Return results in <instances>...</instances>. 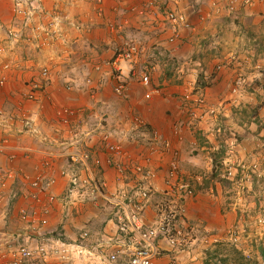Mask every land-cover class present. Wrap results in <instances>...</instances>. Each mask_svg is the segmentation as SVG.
Masks as SVG:
<instances>
[{"label": "rangeland", "instance_id": "rangeland-1", "mask_svg": "<svg viewBox=\"0 0 264 264\" xmlns=\"http://www.w3.org/2000/svg\"><path fill=\"white\" fill-rule=\"evenodd\" d=\"M19 1V5L16 4V0L14 2L15 16L19 19L15 18L14 22L16 23L10 27L4 28L3 33H1L2 35L0 36V45L2 47L0 48V57L1 55L3 56V58H0V92H4V90L9 87L8 84L10 82L11 73H13L15 69L17 72L28 70L27 74H38L41 69L47 67L45 65L40 66L37 63L38 60H36V63L32 66L29 64V66L21 68V64L19 68L16 65L17 62H24L25 60L23 58L25 57H30V61H33V59L35 60L34 56H37L40 51L39 49H35L37 42L46 38L48 39L47 42L52 44V40H56L59 34H62L64 30L67 31L64 32L67 34L70 29L73 30L75 28L73 32L76 28L86 29L87 24L98 25L95 20H90L89 22H86L85 18L82 20L80 18L81 14L69 13L67 11L69 4L65 1L54 0L50 5H48V1L46 2L45 0ZM118 1L120 2V5L115 6L113 10L119 12L121 19L119 20L117 18L118 21L115 20L114 25H103L102 29L98 32L99 38L105 37L106 35L104 32L108 30L116 33V35L111 38L113 41L111 43H115L116 45L113 46V44H111L104 48L102 47L101 49L93 48V46H90L89 42L85 44V37V41L78 43L80 45L76 46L77 44H75V46H67L68 48L62 49L58 52L60 62H58L56 66L60 67H52L53 72L59 74L63 86L67 84L70 87L80 88L82 85L80 83L75 85V82H72L71 79H76L75 77L79 76V73L77 72L81 71L82 74L80 75H83V73L87 72L86 70L90 65L99 61L103 62L104 60L109 64L112 75L114 76L113 78L116 80V85L122 83V81L118 79L119 76L122 75L126 80L124 82L125 88L123 91L118 92V87L116 88V85L112 86V93L116 97H119V101L124 100L125 102V100L128 99L125 96L128 90V83H130L131 80L129 81L123 72L124 70L121 67L123 61L117 62L115 59V52L118 48L130 44H139L143 45L142 49H146L145 51L143 50V53H148V48L152 45V50L156 51L157 54H154V52L152 53L158 58V62L160 61V71H163V77L166 76L171 79V84L178 87L180 91H187L186 89L195 90L205 87L204 83H207L205 78L211 73L212 68L217 64H220L223 69L220 73L221 79L218 83H221L222 77H227V80L222 85L221 89L214 93L215 96L209 94L207 97H204L207 98L209 109L217 107V110L213 114L210 112V116L208 117L215 121L214 129L212 131L215 136L214 140H211L213 141L211 143L216 144L210 146L205 141L207 138H205L199 130L195 131V137L200 145L202 147L207 146L212 148L210 154L212 160L209 161L210 172L207 174V178H204L205 181L203 184H200L204 179L202 178L200 180L195 176H193L194 178H189V175L186 174V170L183 169V162L180 157V179L184 178L185 181L190 182L195 190H199L200 186L205 183L210 187L211 183L215 184V182L218 181L230 190L229 196L235 193L238 197L239 194V198H243V203L246 204V206L245 208H243L242 205L239 206L241 207V215L238 217L236 223L231 225L230 229L234 227V229L239 232L241 240L233 242L230 238L231 234L229 232L228 236L225 235L223 240L217 238V235L214 236L213 233H210L209 237H206L205 234L209 232L204 231L202 233L198 231L199 226H197L194 229V234L196 233L199 239L194 244V248H201V251L196 250V252L190 253L187 256V250L190 249L189 244L185 242V240H182L184 237L183 235L185 234V231H182V238L179 237V242L176 248H173V251L170 250L171 252H164L163 256L161 255L163 258H161L160 262L163 261L164 264H169L171 260H174L179 264H191L195 262H197L196 264H219V261H222L224 264H232L233 259H236L237 264H264V259L261 261L258 260L256 258L257 254L255 253L258 251L260 255H262V251L264 252V241L258 238L261 233L264 232V227H261L256 223L259 213L261 212L260 209L262 208V210H264V199H260L262 198L260 195V187H254V182L250 178L242 177L233 182L224 175L225 167L223 164L224 158L225 161H234L236 155H239L238 150L235 154V147L230 145L234 139L237 140V135L239 134L236 127H234L232 122L228 119L236 118L238 122L243 125L248 124L259 126L260 122H263V118H260L258 113L264 115V0H160L159 4L151 8L146 16L141 15L143 5H141L140 0ZM123 2H126V4L121 5ZM94 3L98 5L99 9H103L107 0H103L102 2L95 0ZM133 7H135L134 10L132 9ZM19 11L25 12L27 15L23 16L22 14H19ZM171 11L178 14L183 13L185 16V24L178 29V35H180L179 39L176 40L175 38L173 42L168 41V37L173 34L172 24L167 18L168 13ZM55 12L56 14L61 15L63 19L60 28L55 30L58 31L57 34L51 32V30H54L52 29L54 23L52 14ZM35 13H39L42 17H37ZM154 27L157 29L155 30ZM111 28L115 29L112 30ZM155 31L157 34H154ZM123 32L127 33V40L118 47V43H120L119 35ZM157 40L160 41V43L163 41L167 42V44H164V46L158 47L160 49H157L156 47L160 45L155 42ZM11 42L14 43L13 46ZM45 44L48 45L49 43ZM115 46L117 49L114 48ZM168 47L173 49L177 48L178 52L176 54L169 52V49L171 48ZM8 52L12 53V57H10L13 59H8L9 56L6 55ZM47 68L51 71V68ZM117 69L119 70L117 72L120 73V75L115 72ZM134 71H136L134 79L136 83L142 72L151 73L150 68L143 69L137 67V69L134 68ZM87 76L88 75H83V78L81 77V79H85L87 85L89 84L92 86V84L88 83V80H86ZM239 78H242L240 79L242 81V86L238 93H233L232 88L234 86V81ZM156 79H161V76H158ZM70 83H72V86ZM218 83L209 84L208 87L213 88ZM26 85L27 84H25L24 88L22 87V94L24 93L25 88H27ZM90 89L91 88L88 86L86 89L87 92L91 91ZM76 91H78V89H76ZM18 94L19 90L13 95L15 100L13 106H9V108L0 106V122H2L0 127H3V124L12 126L11 121H14V117L20 118V116H22L21 114L28 109V106H25V103L28 100L26 99L25 94L23 97H20ZM193 103H195V101H193ZM186 107L187 110L185 113H191L192 117L195 118V120L193 118L192 122L195 123L194 125L206 120L205 116H194L196 113V110L193 109L194 107L190 108L189 105ZM69 108H72L73 110L80 109L75 107ZM189 108L191 112H188ZM82 119H85V117ZM87 123L88 122L85 119L82 126H85ZM82 126H80L76 132L79 138L82 139L84 143H87V146L93 147V149L95 148V145L102 147L99 143L101 138L103 139L104 137L109 136L108 139L116 141L114 134L110 133V130L100 128V133H97V129L96 133L94 132L95 137H97L96 139H98V143L94 144L92 133L81 129ZM1 132L0 129V133ZM253 136H255V134L250 137L252 141L257 139V137ZM73 140L77 139L75 137L70 139L71 142ZM59 143H61V140H59ZM66 143L68 144V141L63 142L64 145L57 149H60V151L64 150V152L67 151L68 146L66 147ZM155 146H157L156 148L160 152H169L170 159L173 157V152L178 150L173 144L170 145L171 149H164L159 143H156ZM214 147L215 149H213ZM71 148L74 150L76 149V147ZM105 148L106 146L103 149L105 150ZM54 150L55 149H53V152H55ZM223 150H225L224 153ZM206 151H209V148L206 149ZM105 152L108 153L107 150L103 153ZM126 153L129 155L128 158L130 160H135L134 155L128 149H126ZM97 158L100 159L96 160L101 164L103 160L101 157ZM130 160H128V162ZM131 162L134 163L133 161H130V163ZM215 162H217L216 165L218 166L216 168H214ZM54 165L56 166V162ZM93 165H91V175L100 186L102 193H104L105 196H116V194H113L112 192L114 191V187H116V190L118 189L120 191L123 189L131 190L128 195L133 197V193L136 190L135 185L137 184L134 176L129 173L122 177L115 168L105 167L106 169H109V171H114V178L116 181H114L112 185L103 174L105 172L103 166L96 165V163ZM155 173L158 176L157 170ZM83 176L88 177V173L85 172ZM60 177L66 182L65 185L68 187L69 177ZM111 177H113V175H111ZM83 189L88 190V188ZM65 190L66 188H63V190L59 192L64 198ZM87 190L85 192L81 191L78 199L73 197L70 199L67 198L64 203V206L66 207L65 209H68V212L71 213L69 218H66L69 219V221H65V224L67 223L69 226L74 225L73 227L77 236L82 232L88 233V236L84 239L77 237L76 240L71 241V243H75L80 247L79 250H81V253H78V251L74 249L71 252L72 260L70 264H110L108 253L111 251V248L107 246V242H104V239L107 240L108 238L103 236H113L115 233V227L117 226L115 215L118 211L115 210L116 208H114L112 204L107 203L100 193H95L94 191L91 195V193H87ZM91 190L92 189H89L88 191L91 192ZM54 192L51 190L52 195ZM83 193L89 195H84ZM81 196H84V198H81ZM163 199L164 196L162 197V200ZM103 203L104 206L102 205ZM77 205L79 208H77ZM187 215L188 212L186 210L185 216H183L184 220H188ZM110 218L113 219L111 223L114 222V224H111L112 229L104 231L103 223H107ZM184 220L182 218L179 221L182 222ZM197 223L195 221V224ZM179 228L182 230L181 225L180 227L177 225L173 227L174 235H176ZM201 230L204 229L201 228ZM61 232L62 228L59 227L57 233ZM96 232L106 233L102 236ZM191 232L192 230L190 233ZM45 238L47 239L46 233L39 235L38 241L40 243H46L47 241ZM217 239L218 241H216ZM19 241H15L16 243H13V245L18 246L20 244L18 243ZM248 253L252 254V258L244 256V254L248 255ZM52 261L58 264L56 260L53 259ZM121 264H126V262L122 260Z\"/></svg>", "mask_w": 264, "mask_h": 264}, {"label": "crops", "instance_id": "crops-1", "mask_svg": "<svg viewBox=\"0 0 264 264\" xmlns=\"http://www.w3.org/2000/svg\"><path fill=\"white\" fill-rule=\"evenodd\" d=\"M45 1H48L47 4L50 5L54 0ZM58 1L68 2L69 7L67 11L69 13L81 14L80 18L82 20L83 18H85L86 22L95 20L98 25L87 24L86 29L76 28L74 32L73 30L75 28L73 30L70 29L67 34L64 33L67 32L64 30L62 34H59L56 40H52V44L47 42L48 39H42V41L37 42L35 45V49L40 50L38 55L34 56L35 60L33 59V61H30V57H25L23 58L25 60L24 62H17L16 64L19 68L22 64V68L24 66H29V64L32 66L36 63V60H38L37 63L40 66L45 65L51 68L52 79L47 89L43 91L44 93H39L36 101L27 100L25 106H28V109L21 114L22 116H20V118L14 117V121H11L12 126L5 124V126L0 127L2 131L0 137L8 138L5 152L0 153V198H3L4 201L0 204V236L4 239L3 245H0V252L9 249L13 243H16L15 240L17 241V237L28 234L27 230L22 232V229L26 228V224L17 217L16 210L21 207L32 206V202L24 197V193L32 190L29 182L38 172H46L57 178V184L53 185L51 190L54 192L55 189L54 193H57L58 196L61 194L59 192H61L63 188H66V182L60 177V169L67 163L65 157L66 151H60V149L57 148L64 145L63 142L67 140L68 144L66 143L65 145L66 147L69 146L70 139L74 138V133L83 125L85 119L88 123L82 126L81 129L92 133L94 144L98 143V139H96L97 137L94 135L96 129L97 133H100V128L110 130V133L114 134L115 140L125 147V149H128L134 155L135 160H138L143 154L148 153L152 145V137L154 135L152 132L154 131L158 133L162 141L168 140L175 148H178L183 162V169L186 170V174L189 175V178L195 176L200 180L202 178L206 179L207 174L210 172L209 161L212 160L210 155L212 148L207 146L202 147L195 137V131L199 130V132L209 140L205 139L210 146L213 144L215 145L216 143H211L213 142L211 140H214L215 136L212 132L215 121L212 118H206V120L196 125L192 123V120L187 113H185L188 104L184 98L185 91H180L178 87L170 83L171 80L163 77V71H160V61L158 62V58L152 53L154 52V54H157V52L152 50L151 43L149 48L147 46L148 53H144L136 63L132 65L127 61L121 63L124 74L129 81L131 80V82L128 83V90L125 96L128 99L125 100V102L124 100L119 101V97H116L112 93V86L116 85V80L113 78L114 76L112 75L109 64L104 60L103 62L99 61L90 65L86 70L87 72L83 73V75H88L86 80L91 81L92 86L89 84L87 85L85 79H81L83 76L80 75L82 74L81 71L77 72L79 76H76V79L72 78L71 80L75 82V85L80 83L83 87H70L67 84L65 86L62 85V79L59 77V74L53 72L52 69V67H60L56 66L57 63L60 62L58 52L69 46H75V44H77L76 46L80 45L78 43L85 41V37V44L89 42L90 46H93V48L101 49L111 44H113V46L116 45L115 43H111L113 42L111 38H113L116 33L108 30L104 32L106 35L105 37L99 38L98 32L102 29L103 25H114L115 20L118 21V19H121V15L119 12L113 10L115 6L120 5L118 0H107L103 9L98 8V5L94 3L95 0ZM14 2L15 0H0V36L4 28L10 27L16 23L14 22L15 18L19 19L15 16ZM124 4H126V2L121 3V5ZM35 14L37 17H42L39 13ZM154 28L155 30L157 29L156 27ZM111 29L114 30L113 28ZM154 34H157L156 31ZM119 36L120 43H118V47L126 42L127 33L123 32ZM13 42H11L12 46L14 44ZM155 42L160 44L156 47L157 49L167 44V42L164 41L160 43V41L157 40ZM45 43L49 44L46 45ZM114 48H116V46ZM169 52L176 54L178 51L177 48H171ZM11 54L12 53L9 52L6 54L9 56V60L13 59L11 58ZM0 58H3V56L1 55ZM137 67L143 69L150 68V74L153 78L152 82H154L155 85L162 86L163 92L161 95H155L151 99H146L145 93L147 89L142 87L138 81L136 83L134 80L136 71L132 69H137ZM27 71L17 72L15 69L14 72L11 73L10 82L8 84L9 87L5 89L4 92H0V106L6 108L13 106L15 104L13 95L17 93L18 90V95L20 97L24 96L26 88L22 94V87L24 88L26 81L32 75V73L27 74ZM158 76H161V79H156ZM226 80L227 77H222L220 84L218 83L213 88H207V90H205L206 95L212 94L215 96L214 93L221 89ZM71 84L72 83H70V85ZM88 86L91 88V91L87 92L86 89ZM76 89H78V91H76ZM63 106L80 108L79 113L69 124L62 122L58 118L57 109ZM258 114L260 118H263V122H260L259 126L243 125L238 122L236 118L228 119L232 122V125L236 127L239 134L237 135V140H235L239 152V155L236 156V160L240 159L245 162H250L255 157L264 155V115ZM134 116L142 118L146 126L140 127V125L135 123L133 120ZM83 117H85V119H82ZM26 118L33 121L41 136L45 137L44 141L39 136L29 134L30 132L28 131H22L24 128L23 121ZM176 123H180L181 129L180 131H176L175 128L174 133V125ZM254 134L255 136L253 137H257V139H253L254 141H252L250 137ZM59 140H61V143H59ZM99 143L101 144L100 141ZM160 146L163 148V145L160 144ZM81 147H84V145L79 144L78 148ZM208 148L209 151H206ZM53 149H55V152H53ZM213 149H215V147ZM94 150L97 151L96 153L93 152V158L101 157L103 160L101 166H103V170H105L103 174L108 179V182L113 185V182L116 181L114 178L115 174L114 171L106 169L108 168L106 165V152L103 153L105 150L97 145H95ZM49 152L57 156V159L54 161V163L56 162L55 170L52 168L44 170L42 167V163L46 157L45 153ZM12 154L16 155V158L11 161L9 157ZM169 154V152H160L154 159V167L158 172V176L155 179L156 194L146 203L145 219L147 223H152L158 214V204L162 200V191L166 188L165 179L168 176V167L170 163ZM111 175H113V177H111ZM205 179L202 180L200 184H203ZM254 187H258L256 181H254ZM113 190L112 192L116 194V196L121 195L122 191L116 190V187H114ZM129 192H131V190H129ZM83 194L89 195L87 193ZM229 194L230 190L216 181L215 184L211 183L210 187L207 183L201 185L199 190H195V196L186 200L188 220L185 219V221L178 222L177 226L180 227L181 225L182 231H185L182 240H185V242L189 244L190 250H187V256L190 253L196 252V250L201 251V248H194V244L199 239L196 233L194 234V229L197 226H199L198 231L202 233L204 231L209 232L205 234L206 237H209L210 233H213L214 236L217 235V238H221V240H223L225 235L228 236L231 225L236 223L238 217L241 215V207L239 206L242 205L243 208L246 206V204L243 203V198H239V194L238 197L235 193L230 196ZM78 196L79 192L73 194V198L78 199ZM116 196H114V198ZM81 198H84V196H81ZM64 203L65 200L57 201L54 206L55 209L46 223L45 228L43 231H40V233H46L48 240L54 241V244H60L57 243V241L71 242L78 237L73 227L74 225L69 226L67 223L65 224V221H69V219L66 218H69L71 213L68 212V209H65ZM102 205L104 206V203ZM113 206L116 208V211L120 209V207L115 204H113ZM77 208H79L78 205ZM112 221L113 219L110 218L107 223H103L104 231L112 229L111 224H114V222L111 223ZM195 221L198 223L195 224ZM59 227L62 228L61 233H57ZM201 228L204 230H201ZM116 229L117 226L115 227V231ZM191 230L192 232L190 233ZM101 232L96 233L102 236L106 233ZM45 240L48 241L46 238ZM158 247L164 252L173 251V248L165 238H161L158 241ZM255 253L258 255H256L258 260L261 261L264 259L263 251L261 253L262 255H260L258 251ZM162 263L164 264L163 261H159L158 264ZM196 263L197 262L191 264ZM232 263L237 264L236 259H233ZM50 264L57 263L51 261ZM219 264L224 263L219 261Z\"/></svg>", "mask_w": 264, "mask_h": 264}, {"label": "built area", "instance_id": "built-area-1", "mask_svg": "<svg viewBox=\"0 0 264 264\" xmlns=\"http://www.w3.org/2000/svg\"><path fill=\"white\" fill-rule=\"evenodd\" d=\"M102 2L103 0H98ZM160 0H140L141 15L146 16L149 10L155 5L159 4ZM16 4L19 5L20 1L16 0ZM133 10L135 7L132 8ZM50 13V12H48ZM19 14L27 15L25 12L19 11ZM174 12L168 13V20L173 27V34L170 37L171 41H174L178 35V29L185 24V16L183 13L178 14ZM53 28L51 32L57 34L58 28L63 22L62 16L53 13ZM182 23V24H181ZM73 24V23H72ZM1 44V43H0ZM143 45L130 44L118 48L115 52V59L117 62L129 61L134 62L139 58L144 49ZM0 48L1 45H0ZM1 51V50H0ZM1 53V52H0ZM117 71H119L117 69ZM120 75V73H118ZM118 79L122 83L117 84V91H123L125 88L124 82L126 81L123 76H119ZM51 80V74L47 68H43L39 77L33 76L27 82L26 98L29 100H36L38 93L46 90ZM144 86L150 84L149 75L144 74L141 80ZM241 84L238 81L237 85ZM236 91V89H234ZM153 92L147 94V98H150ZM63 115H73L72 109H64ZM68 121V118L65 117ZM137 123L140 126H144L143 119L137 118ZM2 122H0V125ZM25 126L29 129L32 127L30 121L25 123ZM36 132L35 130H32ZM104 137L103 141L108 151V157L106 163L110 167H114L119 175L122 177L131 174L135 177L136 181V193L131 197L128 195V191L121 190V196L109 197L102 193V189L97 184L90 168L91 154L89 151H73L68 154V163L71 169L65 167L60 169L62 176L69 177V193H72L77 188H91L92 192L100 193L106 201L115 204L120 207L118 209V232L113 236H106L108 239H104V242L111 251L108 253L109 262L111 264H117L120 260H125L126 264H157L163 256L162 250L158 247L157 242L161 238L167 239L169 244L176 248L179 242V237L182 234L181 230H177L176 235L173 234V227L177 225V222L184 218L186 211L185 201L192 197L193 187L190 182L185 181L180 175V155L177 150L173 152V157L170 159V166L168 170V177L166 178L167 187L162 191L164 195L163 201L158 206L157 217L151 224H148L145 219L146 203L151 200L155 193L154 183L157 177L154 167L155 155H157V149L152 147L151 151L146 155H143L138 160L129 159V155L126 150L117 142ZM154 141L158 142V135L155 133ZM7 137L0 138V153L5 152L7 147ZM169 142H165V149H171ZM172 151V150H171ZM46 158L42 163L44 170L53 169L54 164L52 159L56 156L52 154H46ZM10 160H14L16 155L12 154ZM128 160L134 163L128 162ZM97 163H99L97 161ZM75 167V168H74ZM80 167V169H79ZM249 169L256 173L257 177L262 179L260 182V195L261 199H264V160L261 162H255L250 165ZM70 172V173H69ZM88 173V177L83 176L84 173ZM236 168L229 166L226 169L225 176L229 179L235 180ZM251 175H245V178H250ZM57 179L54 175L48 173L39 172L29 183L31 185V191L24 193V197L32 202L31 207H21L19 209V218L28 224V228L31 230H40L43 225L48 222V216L52 212V207L56 202V196L51 193V187L56 184ZM93 186V187H92ZM0 198V203L2 202ZM261 208V207H260ZM259 217L256 223L261 227H264V210L260 209ZM175 230V228H174ZM231 230V231H230ZM229 230L231 239L233 242L240 241L241 237L239 232L232 227ZM88 236V233H83L81 238L84 239ZM103 238V237H102ZM260 240L264 241V232L261 233ZM60 244H52L50 247L47 245H34L30 238L25 240V243L11 248L9 251L0 255V264H50L51 260L55 259L58 264H70L72 260L71 252L76 249L78 253H81L79 246L75 243L60 242ZM37 244V243H36ZM239 246L238 244H236ZM249 256V255H248ZM169 264H179L177 261L171 260Z\"/></svg>", "mask_w": 264, "mask_h": 264}, {"label": "clouds", "instance_id": "clouds-1", "mask_svg": "<svg viewBox=\"0 0 264 264\" xmlns=\"http://www.w3.org/2000/svg\"><path fill=\"white\" fill-rule=\"evenodd\" d=\"M180 36V35H179ZM179 36L176 38V40L177 39H179ZM170 37H171V35L168 37V41H171L170 40ZM171 42H173V41H171ZM144 53L142 52L141 53V55L139 56V58L137 59V60H135L134 62H129V61H127L128 63H130L131 65L132 64H134V63H136L139 59H140V57L143 55ZM47 68V67H46ZM48 69V68H47ZM222 69H223V67L220 65V64H217L214 68H212L211 70V73L209 74V75H207V77L205 78L206 79V82L207 83H211V84H215V83H218L219 81H220V79H221V75H220V73L222 72ZM49 70V72H50V74H51V79H52V73H51V71H50V69H48ZM133 71H134V68L132 69ZM41 71H42V69H41ZM41 71H40V73H41ZM115 72H117V70H115ZM40 73H32V75L30 76V78L31 77H33V76H38L39 77V75H40ZM117 74H118V72H117ZM144 74H147V75H149V78H150V84L148 85V86H144L142 83H141V80H142V77H143V75ZM29 78V79H30ZM164 78H167L166 76H164ZM29 79L26 81V83L25 84H27V82L29 81ZM168 80H171V79H169V78H167ZM240 79H242V78H239V79H237V80H235L234 81V86H233V88H232V92L233 93H238V91H239V89L241 88V86H242V81L240 80ZM153 81V78H152V76L149 74V73H147V72H142V74H141V76H140V78L138 79V82L140 83V85L142 86V87H144L145 89H147V92L145 93V97H146V99H151L153 96H155V95H161L162 94V86L161 85H155L154 84V82H152ZM238 81H241V84H239V85H237V83H238ZM50 82H51V80H50ZM50 82H49V84H50ZM88 83H91V81H88ZM171 83V82H170ZM155 86H154V85ZM26 87H27V85H26ZM207 88H210V87H208V86H206V87H202V88H200V89H193V90H188V89H186L187 91H185V95H184V98H185V100L187 101V105H189V107L190 108H192V107H194L193 109L194 110H196V113L194 114V116H196V117H203V116H205L206 118H208L209 116H210V112L213 114L217 109V107H214L213 109H209L208 108V102H207V98H204V97H207V95H206V93H205V90H207ZM238 88V89H237ZM27 90H28V88H26ZM47 89V88H46ZM234 89H236V91H234ZM197 90V91H196ZM184 91V90H183ZM203 91H204V93H203ZM27 92V91H26ZM151 92H153V94L151 95V97L150 98H147V94L148 93H151ZM40 93H42V92H40ZM38 95H39V93H38ZM25 96H26V93H25ZM38 97V96H37ZM27 99V98H26ZM38 99V98H37ZM36 99V100H37ZM29 100V99H28ZM36 100H29V101H36ZM193 101H195V103H193ZM72 109V108H69V107H59L58 109H57V115H58V118L62 121V122H64V123H70V121L79 113V110H73L74 111V114L73 115H63V113H62V111L64 110V109ZM190 108L188 109V112H191L190 111ZM186 110H187V108H186ZM186 110H185V112H186ZM206 110H210V111H206ZM263 112H264V109H263ZM188 116H189V118L192 120V122H193V118L194 117H192V114L191 113H189V114H187ZM65 117H67L68 118V121L66 120V118ZM137 118H140V117H138V116H134L133 117V120H134V122L135 123H137V121H136V119ZM140 119H142V118H140ZM194 120H195V118H194ZM27 121H30V123H31V125H32V127L29 129L28 127H26L25 126V123L27 122ZM145 122V121H144ZM138 124V123H137ZM146 124V123H145ZM139 125V124H138ZM3 126H5V124H3ZM146 125H144V126H140V127H145ZM23 129H22V131L23 132H25V131H28V132H30L29 134H33V135H36V136H39L43 141H44V139H45V137H43V136H41V134H40V132H39V130H38V128L34 125V123H33V121L32 120H29V119H24V121H23ZM11 128V127H10ZM175 128H176V131H180V129H181V126H180V123H176L175 125H174V133H175ZM32 130H35L36 132H33ZM157 134L158 135V133L157 132H152V134ZM154 136V135H153ZM74 137L77 139V140H73L72 142L71 141H69V146L67 147V151H66V160H67V163H66V169L68 170V169H71V168H68V167H71L70 165H69V163H68V154L70 153V152H73V151H82V150H84V151H89V153L91 154V159H90V168L92 167L91 165H93L94 163H96V165H101L100 163H97V158H93V152H95L96 153V151L97 150H94L93 149V147H89V146H87V143H84L83 142V140L82 139H80L79 138V136H78V134H77V132L76 133H74ZM1 138V137H0ZM158 138H159V141L158 142H156V141H154V138L152 137V145L150 146V148H149V151H148V153L151 151V149H152V147H155V149H157L156 147L157 146H155V144L156 143H159V144H161V145H163V148L165 149V142H169L170 144H172L170 141H162L161 139H160V137H159V135H158ZM8 139V138H7ZM68 141V140H67ZM113 141V140H112ZM100 142H101V145H102V148H104L106 145H105V143H104V141H103V139L101 138L100 139ZM114 142H117V141H114ZM118 144H120L119 142H117ZM79 144H81V145H84V147H81V148H78V145ZM121 145V144H120ZM230 145L231 146H234L235 147V154H236V152H237V142L235 141V139H234V141H232V143H230ZM122 146V145H121ZM71 147H76V149L74 150V149H72ZM123 147V146H122ZM124 149H125V147H123ZM126 150V149H125ZM105 151H106V148H105ZM178 152H179V150H177ZM166 152V151H165ZM225 152V150H223V153ZM157 153H160V151L157 149ZM46 154H50V153H45V155ZM52 155H54L53 153H51ZM147 154V153H146ZM146 154H143V155H146ZM106 159H107V157H108V153H106ZM142 155V156H143ZM158 155V154H157ZM157 155H155V157L157 156ZM179 155H180V152H179ZM54 156H56V155H54ZM237 156V155H236ZM46 158V157H45ZM57 159V156L55 157V158H53L52 159V161H53V164H54V161ZM264 160V155H260V156H258V157H255L253 160H251L250 162H245V161H243V160H240V159H235L234 161H225V158H224V162H223V164H224V167H225V172H226V169L229 167V166H233V167H235L236 168V177H235V180H232V179H230V180H232L233 182H235L236 180H238V179H240V178H245V175L247 174V175H251V177H250V179H252V181L254 182V181H256V183H257V185H258V187H260V182L262 181V179H260V178H258L256 175V173H254V172H252L250 169H249V167H250V165H252L253 163H255V162H262ZM92 163V164H91ZM106 165H107V167H109L110 168V166H108V164L106 163ZM63 168V167H62ZM75 168V167H74ZM114 168V167H113ZM79 169H80V167H79ZM54 170H55V165H54ZM263 171H264V169H263ZM60 176H62L61 174H60ZM56 178V177H55ZM57 179V178H56ZM165 181H166V179H165ZM56 184H57V181H56ZM154 188H155V186H154ZM81 189H83V188H77V189H75L72 193H69L68 192V190H69V185H68V187H66V190H65V198H64V196H58L57 194H55L54 193V195L56 196V202H55V204L53 205V207H52V212H53V210L55 209V205H56V203H57V201L58 200H65V199H70V198H72L73 197V194L75 193V192H85L87 189H83V190H81ZM89 189H91V188H88V190ZM194 189V188H193ZM87 190V193H91V195H92V191L90 192V191H88ZM128 191V193H129V190H127ZM193 192H194V194H193V196L192 197H194L195 196V189L193 190ZM136 193V191H134V193L133 194H135ZM156 194V190H155V193L153 194V196H152V198L154 197V195ZM121 196V195H120ZM164 195H162V197H163ZM151 198V199H152ZM191 198V197H190ZM3 199V198H2ZM189 199V198H188ZM106 201V200H105ZM163 201V200H162ZM4 201L2 200V202L0 203V204H2ZM107 203H109V204H112V203H110V202H108V201H106ZM160 204V203H159ZM159 204H158V206H159ZM185 204H186V201H185ZM113 205V204H112ZM186 208H187V205H186ZM118 211V210H117ZM18 212H19V209L18 210H16V213H17V217L19 218V215H18ZM52 212H51V214H52ZM118 213V212H117ZM51 214L48 216V220H49V218L51 217ZM119 216V215H118ZM118 216H117V214L115 215V222H116V225H117V229H116V231H115V233L113 234V235H116V233L118 232V224H119V220H118ZM20 219V218H19ZM21 220V219H20ZM183 220H184V218H183ZM22 221V220H21ZM185 221V220H184ZM24 222V221H23ZM178 222H180V221H178ZM177 222V223H178ZM25 224H26V228H24V229H22V232H24V231H26L27 230V232H28V234L27 235H21L20 237H17V241H19L18 243H20L19 245H21V244H23V243H25V240L27 239V238H30L31 239V241L33 242V244L34 245H47L48 247H50L52 244H54V241H51V240H48V238H47V242L46 243H40L39 241H38V236L39 235H42V234H44V233H40V231H43V229L45 228V226H46V224L45 225H43V227L40 229V230H31V229H29L28 228V224L25 222ZM148 224H151V223H148ZM179 230H181L180 228H179ZM182 231V230H181ZM183 233V232H182ZM83 234V232L81 233V234H79L78 235V237H81V235ZM103 237H106V236H103ZM180 238H182V235H180ZM160 240V239H159ZM158 240V241H159ZM16 241V240H15ZM216 241H218V239L216 240ZM58 242V241H57ZM60 242H62V241H60ZM37 243V244H36ZM67 243H71V242H67ZM3 245V244H2ZM18 245V246H19ZM55 245V244H54ZM157 245H158V242H157ZM14 247H17V246H15V245H11V247L9 248V249H6V250H4V251H1L0 252V255L1 254H3V253H5V252H7V251H9L11 248H14ZM172 247V246H171ZM173 248V247H172ZM161 249V248H160ZM162 250V249H161ZM239 250V249H238ZM162 252H163V254H164V251L162 250ZM249 255V256H248ZM248 255H246V254H244V256H246V257H248V258H252V254H250V253H248ZM161 258H163V257H161ZM55 260V259H54ZM161 260V259H160ZM159 260V261H160ZM52 261V260H51ZM121 261L122 260H120V262L119 263H117V264H121ZM125 261V260H124ZM159 261L157 262V264L159 263ZM126 262V261H125ZM111 264V263H110ZM233 264V263H232Z\"/></svg>", "mask_w": 264, "mask_h": 264}, {"label": "trees", "instance_id": "trees-1", "mask_svg": "<svg viewBox=\"0 0 264 264\" xmlns=\"http://www.w3.org/2000/svg\"><path fill=\"white\" fill-rule=\"evenodd\" d=\"M209 84H211V83H204V86L206 87V86H209ZM217 162H215V164H214V168H216V167H218L217 165ZM261 199V198H260ZM56 234V233H55Z\"/></svg>", "mask_w": 264, "mask_h": 264}, {"label": "water", "instance_id": "water-1", "mask_svg": "<svg viewBox=\"0 0 264 264\" xmlns=\"http://www.w3.org/2000/svg\"><path fill=\"white\" fill-rule=\"evenodd\" d=\"M4 243V239L0 236V245Z\"/></svg>", "mask_w": 264, "mask_h": 264}]
</instances>
